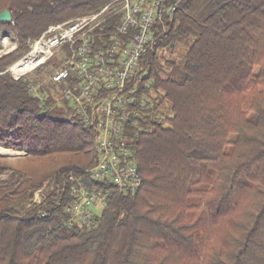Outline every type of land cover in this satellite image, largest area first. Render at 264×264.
Returning a JSON list of instances; mask_svg holds the SVG:
<instances>
[{
  "label": "trees",
  "instance_id": "16d2710c",
  "mask_svg": "<svg viewBox=\"0 0 264 264\" xmlns=\"http://www.w3.org/2000/svg\"><path fill=\"white\" fill-rule=\"evenodd\" d=\"M109 1L0 0L11 12L0 27L18 39L0 71L49 25ZM160 4L139 59L146 104L131 135L142 182L134 194L110 188L91 226L70 222L65 206L68 172L97 160L93 128L56 102L51 61L32 77L0 73V146L26 154L0 161L9 171L0 180V264H264V0ZM112 28L96 33L106 41Z\"/></svg>",
  "mask_w": 264,
  "mask_h": 264
},
{
  "label": "built area",
  "instance_id": "2783aa9c",
  "mask_svg": "<svg viewBox=\"0 0 264 264\" xmlns=\"http://www.w3.org/2000/svg\"><path fill=\"white\" fill-rule=\"evenodd\" d=\"M175 8L172 3L164 11L171 14ZM160 12V0H111L97 11L49 25L29 39V49L17 61L20 68L7 69L18 79L56 57L57 63L48 67L46 75L56 87V102L70 106L96 134V162L82 174H67L71 200L65 212L70 222L93 225L108 203L110 188L128 195L141 185L131 144L140 108L146 104V98L138 95L146 74L139 59L153 38ZM106 23L113 28L105 41L96 32ZM27 63L32 64L25 68ZM30 90L36 92V87ZM151 117L155 121L162 118ZM42 189L35 192V201L40 200Z\"/></svg>",
  "mask_w": 264,
  "mask_h": 264
},
{
  "label": "rangeland",
  "instance_id": "374dc122",
  "mask_svg": "<svg viewBox=\"0 0 264 264\" xmlns=\"http://www.w3.org/2000/svg\"><path fill=\"white\" fill-rule=\"evenodd\" d=\"M69 19H71V18H69ZM28 41H29V39L26 41V44L29 46ZM17 46H18V39H17L16 35L13 33V31L11 30V28L8 26L0 27V57L12 52ZM184 48L185 47H183V51L185 50ZM178 51H180V48H178V50L176 52H178ZM26 52L27 51L23 52L16 59H14L13 61L6 64L3 68V70L0 71V73H8L12 77V73L10 71H7V69L12 67L17 61H19ZM56 60H57L56 57H54V58H52L51 62L57 63ZM27 75H29L31 77L34 75L36 76L35 72H33V71L28 72ZM167 105H168V103L166 102V106ZM0 148L5 149V150H9V152H6V153L0 152V161L12 163L13 161H15L16 158L26 155L25 152L17 150V149H13L16 151V153H13L10 149H6V147L3 148L2 146H0ZM8 174H9V171H7V170L1 171L0 172V180L5 179L8 176ZM44 185H47V181L44 182Z\"/></svg>",
  "mask_w": 264,
  "mask_h": 264
},
{
  "label": "water",
  "instance_id": "95a60500",
  "mask_svg": "<svg viewBox=\"0 0 264 264\" xmlns=\"http://www.w3.org/2000/svg\"><path fill=\"white\" fill-rule=\"evenodd\" d=\"M4 21H11V12L8 9H4L2 11H0V22H4ZM163 128L167 129V128H171L170 125L165 124L163 126Z\"/></svg>",
  "mask_w": 264,
  "mask_h": 264
},
{
  "label": "bare ground",
  "instance_id": "6f19581e",
  "mask_svg": "<svg viewBox=\"0 0 264 264\" xmlns=\"http://www.w3.org/2000/svg\"><path fill=\"white\" fill-rule=\"evenodd\" d=\"M19 64H21V62H17V63H15V64L12 66L11 69H13V70H17V69H19V68H20V65H19ZM31 64H32V63H27L26 66H25V68L31 66Z\"/></svg>",
  "mask_w": 264,
  "mask_h": 264
}]
</instances>
